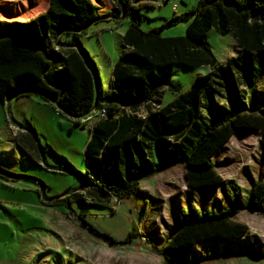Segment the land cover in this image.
<instances>
[{"label": "trees", "instance_id": "1", "mask_svg": "<svg viewBox=\"0 0 264 264\" xmlns=\"http://www.w3.org/2000/svg\"><path fill=\"white\" fill-rule=\"evenodd\" d=\"M154 1L114 0L115 10L102 14L91 0H50L44 13L26 19L21 8L0 0V82L6 85L7 97L41 96L78 126L96 115L84 149L83 192L47 197L43 205L121 202L144 194L141 182L173 165L185 168L190 189L214 190L223 184L213 162L216 153L242 131H256L264 139V0H198L192 10L144 32L140 9L154 6ZM16 15L22 17L4 20ZM111 15L131 22L122 37L125 52L112 65L107 91L80 37L88 26ZM180 21L188 22L185 35L162 34ZM211 30L232 33L240 55L220 63L207 39ZM63 34L73 40L62 42ZM177 64L207 67L209 72L182 93L180 85L171 83ZM241 81L247 89H241ZM165 88L178 95L164 105ZM14 143L32 161L43 162L44 148L37 144L33 126ZM0 173L13 175L2 168ZM41 188L45 192L42 182ZM227 191H232L234 205L216 211L191 204L176 213L172 234L161 249L155 248L167 262L191 264L198 246L207 240L249 236L248 226L234 218L243 209L264 213V181L253 184L243 206L239 187ZM134 235L125 243H132Z\"/></svg>", "mask_w": 264, "mask_h": 264}, {"label": "rangeland", "instance_id": "2", "mask_svg": "<svg viewBox=\"0 0 264 264\" xmlns=\"http://www.w3.org/2000/svg\"><path fill=\"white\" fill-rule=\"evenodd\" d=\"M6 1L12 2L13 8H21L26 19L44 13L50 3V0ZM91 1L101 8L102 14L115 10L114 0ZM153 3L154 6L140 9L144 16L140 28L144 32L192 10L198 0H179L176 9L172 0ZM19 17L22 15L7 16L4 20L11 22ZM130 22V18L122 16L103 17L88 26L80 37L97 64L107 91L112 65L125 52L122 37ZM187 25L188 22L180 21L166 27L162 34L183 36ZM207 39L222 64L240 55L232 33L220 35L211 30ZM72 40L71 34L61 37L62 42ZM208 72L207 67L177 64L171 83L180 85L181 92L186 93ZM247 88V83L241 81V89ZM177 95L165 88L163 104ZM9 99L6 85L0 82V168L13 174L4 177L0 173V264H170L155 248L161 249L172 234L173 219L180 209L188 210L193 204L200 210L219 211L234 205L232 191H227L233 185L242 190L243 206L253 184L264 181V139L250 130L236 134L213 157L223 180L214 190L190 189L185 168L173 165L143 180L144 194L131 195L121 202L103 205L73 202L71 208L45 206L42 200L47 201V197L81 188L80 173L87 169L84 149L96 115L86 117L78 126L41 96L13 97L8 107ZM141 114L145 115L146 109ZM29 125L35 129L37 143L44 148L41 163L32 161L14 143V138L26 132ZM41 182L46 185L44 196H39ZM234 220L248 226L249 236L238 241L207 240L198 246L191 264H264V213L243 209ZM131 233L135 234L132 243L126 244ZM103 235L119 243H110Z\"/></svg>", "mask_w": 264, "mask_h": 264}, {"label": "water", "instance_id": "3", "mask_svg": "<svg viewBox=\"0 0 264 264\" xmlns=\"http://www.w3.org/2000/svg\"><path fill=\"white\" fill-rule=\"evenodd\" d=\"M75 48H77L79 51H80V46L79 45H75L74 46ZM34 92H37V93H42V92H40V91H38V90H34ZM43 94V93H42ZM13 98V97H12ZM12 98H10L9 99V101H8V107H9V102L11 101V99ZM97 99V98H96ZM95 103H96V101H95ZM7 107V110L9 111V108ZM25 131H27V129L25 130ZM38 145H39V143H37ZM39 147H40V145H39ZM84 185H82L81 186V188L80 189H78V190H76V191H80L81 189H82V187H83ZM41 192H42V196H44V191H43V189L41 188Z\"/></svg>", "mask_w": 264, "mask_h": 264}, {"label": "built area", "instance_id": "4", "mask_svg": "<svg viewBox=\"0 0 264 264\" xmlns=\"http://www.w3.org/2000/svg\"><path fill=\"white\" fill-rule=\"evenodd\" d=\"M179 0H172V2H173V8L174 9H176L177 8V2H178Z\"/></svg>", "mask_w": 264, "mask_h": 264}]
</instances>
